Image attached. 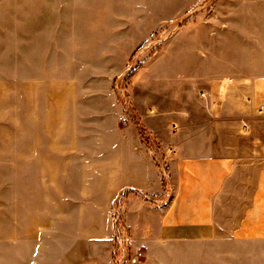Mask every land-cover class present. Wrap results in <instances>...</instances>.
<instances>
[{"label":"crops","instance_id":"crops-1","mask_svg":"<svg viewBox=\"0 0 264 264\" xmlns=\"http://www.w3.org/2000/svg\"><path fill=\"white\" fill-rule=\"evenodd\" d=\"M13 3L0 0V103L10 101L11 38L18 37L19 165L54 167L59 159L57 59L52 50L28 40L41 32L27 29L32 17L37 20V13L28 11L31 0H18L19 28L11 30ZM217 7L225 20L218 18L220 29L209 37L204 33L216 56L210 72L196 81L204 133L179 151L168 148L163 175L135 125L123 123V110L115 116L117 125L84 132L82 149L98 156L83 158L82 164L99 169L90 171L89 188L77 195L78 204L68 201L77 206L81 221L64 244L54 237L58 190L38 195L52 214L51 246L60 253L56 264H115L110 213L120 194H125L132 238L146 256L140 264H264V0H219ZM4 111L3 106L0 116ZM37 228L42 231L43 225ZM42 244L40 237L36 245Z\"/></svg>","mask_w":264,"mask_h":264},{"label":"rangeland","instance_id":"rangeland-1","mask_svg":"<svg viewBox=\"0 0 264 264\" xmlns=\"http://www.w3.org/2000/svg\"><path fill=\"white\" fill-rule=\"evenodd\" d=\"M12 1L14 32L19 28L18 0ZM218 1L37 0L35 6L31 0L28 11L37 13V20L32 17L27 29L41 32L28 40L38 41L44 51L52 50L57 59L59 159L54 167L19 165V87L14 79L19 39L12 37L11 97L0 103V113L5 108V116H0V264H56L60 253L59 247L51 246L52 214L38 195L58 190L59 229L54 237L64 244L71 237L68 231L75 233L74 223L81 221L74 206L77 195L89 188L90 171L96 174L99 169L82 164L83 158L98 156L82 149L84 132L117 125L119 109L125 114L123 123L132 122L138 129L163 175L168 148L179 151L181 144L204 133L196 81L210 72L216 56L204 33L209 37V32L220 29L218 18L225 20ZM164 184L167 187L165 178ZM124 196L115 200L112 223V210L118 206L127 225ZM40 224L42 231L37 228ZM40 237L43 244L36 245ZM9 238L21 239V244H10ZM121 252L126 251L115 248V264ZM127 255L131 258V251ZM145 258L129 264H140Z\"/></svg>","mask_w":264,"mask_h":264},{"label":"built area","instance_id":"built-area-1","mask_svg":"<svg viewBox=\"0 0 264 264\" xmlns=\"http://www.w3.org/2000/svg\"><path fill=\"white\" fill-rule=\"evenodd\" d=\"M172 131L175 133L177 131V126L174 125L172 127ZM112 218L114 224V246L115 248L118 247L122 251L116 261V264H129L134 261L142 260L145 256L144 251L142 248L138 247L137 245L133 244L132 237L130 235L129 229L127 225L123 222V213L121 209L117 206L112 210ZM131 251V258H129L128 252ZM127 253V254H126ZM127 255V256H126Z\"/></svg>","mask_w":264,"mask_h":264}]
</instances>
